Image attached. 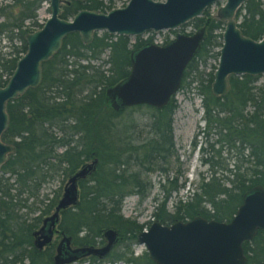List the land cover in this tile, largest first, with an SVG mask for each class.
<instances>
[{
	"label": "trees",
	"instance_id": "obj_1",
	"mask_svg": "<svg viewBox=\"0 0 264 264\" xmlns=\"http://www.w3.org/2000/svg\"><path fill=\"white\" fill-rule=\"evenodd\" d=\"M42 1L0 3V32L10 41V50L0 52V86L26 50L25 34L42 26L36 12ZM111 7L103 0H70L62 5L61 16H72L81 8L106 11ZM236 18L244 34L261 37L264 0H245ZM189 23L194 30L204 26L205 36L184 69L180 87L189 85L201 95L205 144L200 143L199 148L201 161L208 165L207 174H202L186 200L178 198L174 210L168 211L166 198L182 185L178 170L169 167L170 160L177 158L173 95L162 107L142 103L120 110H114L106 96V87L129 72L130 51L152 41V35H136L132 42L129 35L102 30L84 41L78 31L70 32L60 48L42 62L39 84L6 104L9 122L1 137L12 143L14 150L0 168V264H55L54 243L42 249L33 243V230L57 202V195L47 202L39 198V189L47 179L59 173L69 176L94 157L95 169L79 179L78 200L61 210L59 228L71 234L76 245L102 242L103 230L109 227L116 229L120 238L104 258L89 255L79 261L86 264L118 260L157 264L146 250L136 255L130 250L136 233L149 222L121 212L127 195L147 196L152 186L147 175L154 170L163 176L159 186L165 195L153 216L164 223L196 213L229 220L243 193L255 184L264 185V84H257V74H230L226 91L214 94L211 84L216 64L207 71L206 67L210 57L218 60L224 20L212 16L206 7ZM17 39L18 44L12 42ZM136 111L142 112L143 123L134 115ZM126 114L130 121L124 122ZM141 126L146 129L139 137ZM227 159L233 161L232 166L227 165ZM39 202L42 207L36 204ZM242 245L244 264H264V228Z\"/></svg>",
	"mask_w": 264,
	"mask_h": 264
},
{
	"label": "water",
	"instance_id": "obj_2",
	"mask_svg": "<svg viewBox=\"0 0 264 264\" xmlns=\"http://www.w3.org/2000/svg\"><path fill=\"white\" fill-rule=\"evenodd\" d=\"M83 1V0H79ZM219 0H128L123 6L106 11L81 8L69 17L61 16L63 4L70 0H49L50 15L42 26L25 34L26 50L18 58L6 83L0 86V168L14 150L2 139L8 125V101L41 81L43 61L61 46L63 38L78 31L89 41L95 31L140 35L148 30L179 28L202 14L207 6ZM245 0H224L217 16L224 20L222 45L213 71L211 89L220 95L226 91L230 74L264 72V30L255 39L244 34L236 12ZM205 36V27L193 32L177 31L167 42L147 41L130 51V70L123 78L106 87V96L114 110L146 103L164 106L180 87L184 69L195 55ZM97 158L71 173L51 213L34 229L33 243L42 249L53 238L60 211L78 200L80 178L95 169ZM264 228V185L255 184L242 195V201L229 220L208 218L200 213L188 219L175 218L164 223L154 218L136 233V240L145 245L149 257L157 264H244L243 241ZM102 245L73 246L71 235L62 233L53 254L55 264H67L87 255H106L119 238L116 229L103 230Z\"/></svg>",
	"mask_w": 264,
	"mask_h": 264
},
{
	"label": "rangeland",
	"instance_id": "obj_3",
	"mask_svg": "<svg viewBox=\"0 0 264 264\" xmlns=\"http://www.w3.org/2000/svg\"><path fill=\"white\" fill-rule=\"evenodd\" d=\"M6 1L8 0H0V3H4ZM103 1L105 4H110L112 7H117L122 6L128 0ZM223 2L224 0H219L209 6V11L212 16H216L217 10ZM36 12L38 22L43 23L46 17L50 15L49 0L42 1ZM189 21L182 24L179 28L173 29L174 31L172 29H161L158 31L148 30L143 34H140V36L142 38H146L149 35H152L154 42L162 43L166 37H173L174 34L179 30H194L195 28L191 23H189ZM135 36L136 35H129L132 42L135 41ZM12 42L18 44L19 40L17 39L16 41ZM8 50H10V41L8 40L6 33L0 32V52L7 53ZM106 56L107 51L103 54V57ZM215 64L217 65L216 58L210 57L208 59L206 71L212 69ZM257 75V84H264V72H261ZM173 97L176 102V108L172 114V125L177 158H172L170 160L169 167L171 171L178 170V183H181L182 185L179 190H173L166 198L165 207L170 212L174 210L177 199L182 198V200H186L189 196V192L193 190L198 184L202 174L206 175L208 172V165L203 163L200 159L201 152L199 145L200 143L201 145L205 144L204 134L202 132L205 122L203 119L204 110L201 104V95L198 94L194 88L189 87V85H185L183 87H179L178 90L173 94ZM134 115L138 117V120L141 123L146 120L143 118L141 111L134 112ZM125 116L126 119L122 118V121H130V119H128L129 115L126 114ZM144 128L146 129L145 126H141L139 128L143 131L139 132V137L144 135ZM226 161L229 167L232 166L233 161L231 159H227ZM67 178L68 176H64L63 174L59 173L54 177L44 181L39 189V198H43L44 201L47 202V198L57 195L58 199L63 192V187ZM147 178L152 183L147 196L144 199H139V197L135 194L127 195L123 199L121 212L124 214V216L136 219L139 222H149V225L150 222L155 218V216H153V211L155 210L157 204L164 198L165 191L159 186V181L163 180L160 170L157 169L150 172L147 175ZM36 204L41 207L43 206L42 202ZM206 206L209 207L210 205L206 204ZM52 210L53 208L49 212L43 214L42 217L51 213ZM33 214L34 213H31V215ZM59 238L60 237L58 234H54L52 238L53 243H56ZM97 244L100 245L101 242H97ZM130 250H132L133 254L136 255L142 253L144 250H146V248L144 244L139 243L136 240L135 242L131 243ZM78 262H76V264H86L85 261ZM114 264H124V262L118 260Z\"/></svg>",
	"mask_w": 264,
	"mask_h": 264
},
{
	"label": "flooded vegetation",
	"instance_id": "obj_4",
	"mask_svg": "<svg viewBox=\"0 0 264 264\" xmlns=\"http://www.w3.org/2000/svg\"><path fill=\"white\" fill-rule=\"evenodd\" d=\"M127 2H128V1H127ZM127 2H126V3H127ZM69 3H70V2H69ZM126 3H124L123 5H125ZM65 4H66V3H65ZM123 5H122V6H123ZM207 7H209V6H207ZM111 8H112V7H111ZM200 15H201V14H200ZM198 16H199V15H198ZM216 17H218V16L216 15ZM235 17H236V16H235ZM218 18H219V17H218ZM236 19H237V18H236ZM190 20H191V19H190ZM237 20H238V19H237ZM188 21H189V20H188ZM238 22H239V20H238ZM184 32H189V33H190L191 31H184ZM192 32H193V31H192ZM152 41H153V40H152ZM162 43H163V42H162ZM218 57H219V56H218ZM217 62H218V60H217ZM89 161H90V160H89ZM86 162H88V161H86ZM86 162H84V163H86ZM84 163H83V164H84ZM83 164H82V165H83ZM86 176H87V175H86ZM80 179H81V178H80ZM55 205H56V204H55ZM53 209H54V207H53ZM43 217H44V216H43ZM43 217H42V218H43ZM187 219H188V218H187ZM60 221H61V211H60V215H59V220H58L57 225H56V227H55V229H54V234H58L59 237L61 238L62 233H63V230H61V229L59 228ZM41 222H42V219H41ZM41 222L39 223V225L41 224ZM39 225H38L36 228H38ZM36 228H35V229H36ZM54 234H53V236H54ZM68 235H71V234H68ZM118 235H119V234H118ZM102 237H103V236H102ZM60 238H59V239H60ZM71 238H72V235H71ZM119 238H120V237H119ZM119 238L117 239V241L119 240ZM58 241H59V240H58ZM58 241H57V242H58ZM117 241L114 243V245L117 243ZM57 242L53 244V245H54V252H55V247H56ZM105 242H106V239L103 237V241L101 242L100 245H102V244L105 243ZM51 243H53V240H51V241L49 242V244H51ZM71 244H72L73 246H76V244L73 242V239H71ZM47 245H48V244H47ZM95 245H98V244L96 243ZM114 245H113V246H114ZM45 246H46V245H45ZM112 248H113V247H112ZM112 248H111V250H112ZM111 250H110V251H111ZM110 251H109V252H110ZM109 252H108V253H109ZM108 253H107V254H108ZM53 254H54V253H53ZM107 254H106V255H107ZM87 256H89V255H87ZM104 256H105V255H104ZM104 256H103V257H104ZM52 257H53V256H52ZM84 257H85V256H84ZM84 257H79L78 259H76L75 261H73V262H71V263L78 262L79 260L83 259ZM98 257H99V256H98ZM103 257H99V258H103Z\"/></svg>",
	"mask_w": 264,
	"mask_h": 264
},
{
	"label": "bare ground",
	"instance_id": "obj_5",
	"mask_svg": "<svg viewBox=\"0 0 264 264\" xmlns=\"http://www.w3.org/2000/svg\"><path fill=\"white\" fill-rule=\"evenodd\" d=\"M97 257V256H96ZM104 258V257H103Z\"/></svg>",
	"mask_w": 264,
	"mask_h": 264
}]
</instances>
